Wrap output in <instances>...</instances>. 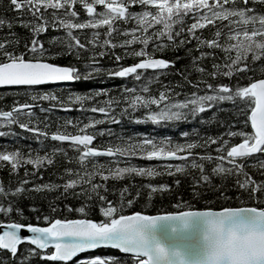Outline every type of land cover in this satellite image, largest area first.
I'll return each instance as SVG.
<instances>
[{
  "label": "snow or ice",
  "instance_id": "6c2138e0",
  "mask_svg": "<svg viewBox=\"0 0 264 264\" xmlns=\"http://www.w3.org/2000/svg\"><path fill=\"white\" fill-rule=\"evenodd\" d=\"M7 3L9 10H15L17 14L27 13L33 19L15 21V18L6 20L0 17V27L11 28L14 22H18L28 29L31 37L23 52L6 49V46L15 48L18 40H0V86L32 88L81 79V71L77 67L50 63L45 58L46 50L36 37L45 33L47 28H52L63 33L62 36L53 35L48 40L49 44H55L60 49L52 52V57L71 53L79 59L81 51L88 53L83 65L85 80L91 79L92 73L104 71L109 77L131 76L133 80L141 82L142 87L123 88L121 112L126 115L143 110V117H138L136 122L147 120L157 124L186 119L189 115L196 117L219 102H229L238 114L245 116L242 123L246 128L250 126V130H228L220 136H197L196 139H187L189 133L182 131L179 134L185 138L182 142H173L166 136L158 140L144 136L137 140L129 138L123 145L118 140L115 146L109 144L100 148L92 144L93 132L84 131L101 123L100 120L89 119L82 126L77 121L73 125L77 134L62 132L59 125L57 131L49 133L35 125L29 127V124L18 121L17 117L24 115L18 110L26 109L31 116L32 104L15 103L8 111L0 110V123L7 126L18 123L21 129L38 137L50 136L53 141L70 142L69 146L79 153L74 158L79 162L78 168H62V183H32L31 188L27 179H19L15 185L11 181L7 185L0 183V214L5 217L0 220V264H32L31 258L36 256L42 261L58 264H264V179H253L245 171V161H254L247 166L253 169L258 167L260 176L264 177V160L258 158L264 155V78L253 79L247 75L253 71L264 76V0H7ZM249 3L252 7H249ZM77 4L87 14L82 20L74 9ZM133 5H139L142 10L131 11ZM96 6H99V11ZM48 10H51L50 18ZM189 17L192 23L186 27L180 26ZM116 21L123 25L131 21L132 27H124L121 33ZM206 26L210 30L208 37L197 31ZM101 28L104 29L102 32ZM85 29L88 32L84 35V42H81L80 33ZM114 32L125 38L114 42L111 38ZM8 35L15 36V33ZM134 43L139 47L129 50ZM190 43V47H185ZM149 45L153 52L183 49L185 56L191 57V69L196 73V79L190 80L186 71H180L183 83L168 84L156 94H150L152 90L144 82L141 72H145L148 80L152 81L161 70L167 72L174 60L153 58L146 50ZM115 47H121L125 55L137 58L136 61L128 66L116 65L109 69L100 66L96 58ZM205 47L208 51L204 50ZM96 48L99 51H94ZM193 49L197 53L195 56L191 55ZM212 49L223 52V60L219 63L215 62L217 57ZM112 56L115 61L122 59L115 52H112ZM204 59L212 61L210 70L201 66L200 62ZM257 61L261 63L249 66ZM146 70L155 71L147 73ZM234 75L247 78L249 82L246 85L238 81L236 84H213L204 79L208 76L213 80L218 77L230 80ZM185 84L194 90L185 92L182 99L178 98L180 93L174 88H183ZM102 94L107 95L104 89H95L91 95L69 93L67 99L82 102ZM28 96L33 101L58 102L57 96L50 92L30 91ZM107 104L108 107L115 105L116 98L108 100ZM59 106L67 108L69 105L60 102ZM91 111L105 114L108 122H113L107 114V107H93ZM116 119L119 120V115ZM204 122L201 120L202 124ZM70 124L72 121L66 119L65 125ZM44 127L47 128V124ZM108 134L111 135L110 132ZM192 135H197L195 130ZM221 137H239V142L232 143ZM208 145H216L215 156L207 150L203 153L194 151L198 147L207 149ZM60 151L59 148L53 149V156L50 157L47 153L33 155L31 148L25 154L19 148L8 150L4 146L0 150V167H7L9 176L15 175L17 169L25 165H30L35 171L54 165V157ZM100 156L111 158L115 163H118V156L190 161V167L197 170L189 181L193 198L201 197V188H222L223 183L213 184L212 178L218 176L222 182L233 178V184L238 189L237 198L246 195L252 203L242 207L222 206L219 210L211 207L190 210L187 202H178L176 206L184 207V211H161L149 215L137 210L124 214L125 209L132 208L137 201L141 187L147 189L148 200L157 192L171 195L172 186L180 184L176 175H189L186 163L164 166V172L172 177V185L166 182L148 183L134 188V192H130L125 185L119 189L120 195L115 200H109L101 191H108L106 182L109 179L118 181L126 175L129 178L132 175L154 177L161 173L152 167L135 165L106 167L97 163L96 158ZM205 161L214 166L206 171ZM24 174L27 177V167ZM53 191L58 193L54 199L68 193L74 197L83 196L92 203L95 196L93 206L98 211L99 219H51L49 222V217L43 216L45 226L7 219L13 211L16 215H22L17 197ZM219 195L227 199L222 191ZM64 207L70 210L67 205ZM52 210L55 211L54 208ZM30 211L35 212V209ZM75 212L85 214L86 209L84 206L76 207ZM22 230L28 234L21 235ZM21 245L30 247L20 248ZM99 248L112 249L120 255L96 254L73 259L78 253Z\"/></svg>",
  "mask_w": 264,
  "mask_h": 264
},
{
  "label": "trees",
  "instance_id": "16d2710c",
  "mask_svg": "<svg viewBox=\"0 0 264 264\" xmlns=\"http://www.w3.org/2000/svg\"><path fill=\"white\" fill-rule=\"evenodd\" d=\"M249 7H252V4L249 3ZM97 9L99 6H96ZM259 8V6H258ZM74 9L77 11L79 18L82 20L86 18V13L80 8V6L74 5ZM131 11H141L139 5L131 6ZM51 10L47 11V15L50 18ZM0 17L8 20L15 18V21L26 20L31 21L33 17L27 13L17 14L15 10H9L7 0H0ZM189 23H192L191 18H186L182 25L187 26ZM116 26H118L123 31L124 27H132L131 21L127 25H123L120 21H116ZM219 25H217L218 27ZM177 27V25H173ZM104 29L101 28L102 32ZM201 32L204 37L210 36V30L205 27L203 30H197ZM15 33V36L8 35L9 33ZM88 32L87 29L83 30L80 33L81 42H84V35ZM62 36V31H56L52 28H47L45 33L39 34L36 38L41 41L43 47L46 50L45 58L57 64H66L77 67L81 71V79L77 81H72L70 84H57V85H39L33 86L32 88L26 87H13V88H0V110L8 111L14 107L15 103H28L32 104V115L27 114V110H20L24 112V115L17 117L19 122L29 124V127L36 126L39 127L41 131H57V125H59V130L67 133H76L77 129L73 125L77 124V121L80 122V126L85 123H88L89 119H97L102 121L99 124L91 126L89 129L84 131L93 132L94 140L92 144L94 146L103 148L111 144L115 146L119 140V143L123 145L125 140L132 138V140H137L148 136L150 138L160 139L162 137H169L173 142H182L185 138L181 137L180 132H188L189 137L187 139H196L197 136H220L221 133H224L228 130H249V127L246 128L242 121L245 120V116L238 114L236 109L229 102H219L217 105H214L212 109H206L202 114H197L196 117L191 115L187 116L186 119L176 120V121H162L157 124H153L151 121L143 120L142 122H136L138 117H143V110H137V112H129L126 115L121 112V107L123 106V88H139L142 87L140 81H135L130 77H109L106 72L102 71L100 73H92L91 79L85 80L83 78V65L88 58V53L81 51L80 58L77 59L71 53H66L63 55H58L55 57L51 56V53L54 51H59V47L55 44H49L48 40L51 36ZM112 40L119 41L125 37L117 35L115 32L111 34ZM130 38V37H128ZM4 39H15L18 40V44L15 48L11 46H6L8 51L12 52H23L24 46L26 43H30L31 37L27 28L22 27L18 22H14L11 28L0 27V40ZM223 39V38H222ZM133 47L139 46L138 44L131 45ZM191 43L185 47H190ZM150 55L160 56L164 59L174 60V64L169 67L168 71L165 72L161 70L159 75L153 77L152 81L148 80V76L145 72H141L144 82L148 83L149 88L152 90L150 94H156L163 86L171 84L176 85L177 82L183 83V78L179 75L180 71H186L188 78L190 80L196 79V73L191 69V57L185 56L183 49L181 50H172L164 49L161 51L153 52L150 45L146 48ZM205 51L208 49L205 47ZM94 51H99L98 48ZM215 53L217 59L215 62L219 63L223 60V52L217 49H212ZM112 52H115L118 55H121L122 59L120 61H115V57L112 56ZM197 53L193 49L191 55L195 56ZM232 55V53H230ZM111 57V58H110ZM179 57V59H176ZM27 58V55H25ZM99 62V65L105 69L113 68L116 65L127 66L136 61L137 58L130 57L125 55L124 49L121 47H115L111 50H106V54L102 57L96 58ZM250 59V57H249ZM212 61L204 59L201 63V66L210 70V64ZM261 63L257 61L255 63H250V67H254L256 64ZM185 65H188V68H185ZM147 73L154 72L153 70H146ZM145 74V75H144ZM248 76H251L253 79L264 78L259 72L249 71ZM204 79H207L209 83H231L236 84L237 81L241 85H246L249 81L247 78L241 79L239 76L234 75L230 80L228 78L218 77L216 80H213L211 77L205 76ZM95 89H104L107 95H97L92 96L90 100H84L82 102H74L68 100L67 97L69 93H77L80 95H91L92 90ZM174 90L180 93L178 98H183L185 92L193 91L190 86L187 84L183 88L175 87ZM50 92L53 95L57 96L58 102L53 104L51 101H40V100H31L28 96V92ZM17 93H19L17 95ZM143 94V93H141ZM200 94V93H198ZM116 98V104L108 107V100ZM63 102L68 104L67 108L59 106V103ZM105 106L108 108V115L112 117L113 122L109 123L105 114L99 112L91 111L93 107ZM43 110V111H42ZM215 113V116H213ZM119 115V120L117 121L116 116ZM70 119L72 124L65 125V120ZM201 120L205 122L202 124ZM47 124V128L44 125ZM197 135H192L193 131ZM101 131L103 134H101ZM111 133L109 135L108 133ZM0 150H3L4 146L8 147V150H19L27 154L28 149L33 150V155L40 154L44 155L45 153L48 156H53V149L59 148L61 151L57 153L54 157L55 164L47 167L38 168L35 171L30 165H25L17 169L15 175L9 176L7 167H0V183L7 185L9 181L15 185L19 179H27L30 183L28 187L31 188L32 183H62V168L70 167L74 170L79 167V162L74 158L78 156V152L69 146L70 143L67 142H58L53 141L49 137H38L34 133L28 132L26 129H21L18 126V123L11 126L4 125L0 123ZM221 139H229L230 142L235 143L239 140V137L228 138L221 137ZM216 145H208L207 149L205 148H195L194 151L197 153H203L206 150L215 156L214 151ZM67 157V159H65ZM261 160H264V155L258 157ZM97 163H102L106 167H124L127 165H135L140 167H152L157 173H161L154 177H137L132 175L129 178L127 175L124 176L121 180H112L109 179L106 182V187L108 191L105 193L102 191V194L106 195L107 199L115 200L119 195V189L127 185L130 192H134V188L141 187L145 184H159L166 182L169 185H172V177L167 175L164 172V166L167 163H163L162 160L153 158L151 160L142 158L140 156H128V157H117L116 160L118 163L112 161L111 158L100 156L97 157ZM199 163L198 157L196 158ZM254 161H245V171L252 175L253 179H264L260 176V169L257 167L255 169L248 167L247 165L253 163ZM177 163H186V171L188 176L177 174L176 178L180 180L178 186H172L171 195L164 194L161 195L157 192L151 200L147 199V189L141 187V194L137 198V201L134 202V205L130 209H125L124 214L130 213L131 211H141L145 214H157L161 211H183L184 207H177V203L183 204L187 202L189 209H203L204 207H211L213 209H219L220 207H240V206H249L252 202L248 201L246 195H242L237 198L238 189L233 184V178H228L226 181H221L220 177H213V184L223 183V187L217 189L212 188H201V197L199 199L193 198L191 196V189L189 187L190 177L196 174L197 170H194L190 167V161L184 162L175 160L170 164ZM206 171L210 170L214 164H210L208 161L204 162ZM225 166L228 165L225 162ZM27 167L28 175L25 177L24 169ZM90 169V164L88 165ZM101 183H105L101 181ZM115 189V191H114ZM224 193V197L219 195V192ZM58 193L53 191L51 193H30L26 194L25 197H17L16 200L19 203V207L22 210V215H16L13 211L7 219L21 222V223H33L38 225H45L46 222L43 220V216L49 217V222L51 219H72L76 217H85L90 219H99L98 211L93 206L95 203V196L92 197V203H89L84 199L83 196L74 197L71 194H64L57 197ZM64 205L68 206L66 210ZM84 206L86 209L85 214H80L75 212L76 207ZM34 208L35 212L30 211ZM55 209L53 211L52 209ZM37 217H40L38 220ZM5 219V217L0 214V220ZM20 248L30 247V245H21ZM47 251V250H46ZM96 254H113L120 255L117 251L112 249L99 248L92 251H85L78 254L77 257L73 258H83ZM32 264H58V262H49L40 260L39 256L31 258ZM71 264V262H69Z\"/></svg>",
  "mask_w": 264,
  "mask_h": 264
},
{
  "label": "water",
  "instance_id": "95a60500",
  "mask_svg": "<svg viewBox=\"0 0 264 264\" xmlns=\"http://www.w3.org/2000/svg\"><path fill=\"white\" fill-rule=\"evenodd\" d=\"M153 58H159V57H153ZM50 63H52V62H50ZM60 65V64H59ZM58 83H60V82H58ZM66 83H68V82H66ZM1 87H13V86H0V88ZM14 87H16V86H14ZM50 137V136H49ZM196 210H201V209H196ZM213 210H216V209H213ZM217 210H219V209H217ZM153 215H155V214H153ZM39 226H43V225H39ZM45 226V225H44ZM21 235H24V234H28V233H26V231H24V230H22L21 231V233H20Z\"/></svg>",
  "mask_w": 264,
  "mask_h": 264
},
{
  "label": "flooded vegetation",
  "instance_id": "af4514ba",
  "mask_svg": "<svg viewBox=\"0 0 264 264\" xmlns=\"http://www.w3.org/2000/svg\"><path fill=\"white\" fill-rule=\"evenodd\" d=\"M249 6H251V5H249ZM137 47H139V46H137ZM137 47L129 46V50H131L132 48H137Z\"/></svg>",
  "mask_w": 264,
  "mask_h": 264
},
{
  "label": "bare ground",
  "instance_id": "6f19581e",
  "mask_svg": "<svg viewBox=\"0 0 264 264\" xmlns=\"http://www.w3.org/2000/svg\"><path fill=\"white\" fill-rule=\"evenodd\" d=\"M128 66V65H127ZM153 71H155V70H153ZM145 75V74H144ZM259 79V78H258ZM18 111H20V110H18ZM88 132V131H87Z\"/></svg>",
  "mask_w": 264,
  "mask_h": 264
}]
</instances>
